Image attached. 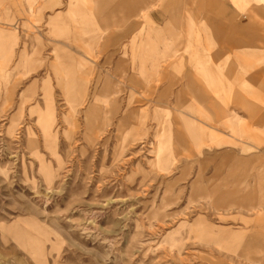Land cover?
<instances>
[{
    "label": "rangeland",
    "instance_id": "1",
    "mask_svg": "<svg viewBox=\"0 0 264 264\" xmlns=\"http://www.w3.org/2000/svg\"><path fill=\"white\" fill-rule=\"evenodd\" d=\"M84 1L0 0V264H264V40H221L253 0Z\"/></svg>",
    "mask_w": 264,
    "mask_h": 264
},
{
    "label": "crops",
    "instance_id": "2",
    "mask_svg": "<svg viewBox=\"0 0 264 264\" xmlns=\"http://www.w3.org/2000/svg\"><path fill=\"white\" fill-rule=\"evenodd\" d=\"M84 2L93 4L92 10H91L92 12L90 14V18H92V21H90L91 19H89V16L85 11H82V14H81L79 20L82 19V21L88 20V22L89 21L94 22V26H96L97 22H98L97 21L98 15L96 14V11H95L94 0H85ZM104 3L107 4L106 2H104ZM140 3H142L141 0H135L134 1V4L140 5ZM108 4H109V6H103V9L105 11L103 13L104 16L102 18L107 23H111L112 21L110 20V17H108L111 6H110V3H108ZM130 4H132V3H129L127 5L126 1L124 2L123 0H120V3H119L120 16H119V18H123V19L127 20L131 16V14H133L134 10L130 7ZM253 6H254L253 12H250L249 14L244 15V16H239L237 18V20H235L234 22L232 20V23L234 26L233 30L235 32L234 35L226 37V38H221V35H222V33H224V31H219V33H220L219 36L222 40L223 48L226 49V47H229V48H233L235 50H239V49H242V47L252 45L255 41H258V39L264 40V37L261 34L250 35V30L252 29L253 26H255L254 28L259 27L260 30H262V27H264V0H253ZM60 18H61L60 16H57L55 19L59 20ZM151 25H153V24H151ZM220 25L225 26V23L220 22ZM135 26H136V24H135ZM151 28H152L151 31L154 33V35H156V37H158V39L161 37V35L164 32L169 31V25H166L161 30H157L155 27L154 28L151 27ZM101 30L104 31L102 28H98L97 31H99V33H100ZM138 30H139V27L134 29L132 32H134V33L136 32V36H141L142 31L138 32ZM253 30L255 31L257 29H253ZM84 33H87V31L85 29H84ZM12 35H14V33H12ZM142 45H144V44L142 43ZM149 45H150V43L147 44V48L145 50H143V51L138 50V52L136 53L137 54L136 56L139 59V61L141 62V64H144V63L146 64V62L156 60V58L153 57V54L157 53V49L151 48V45L150 46ZM153 45H154V43H153ZM125 54H126V52H124V55ZM207 56L209 59L210 58H219V57H221V53L220 52H214V53L210 52V53H208ZM200 73L203 75V80L206 83H208L209 85H211V84L214 85V87H212V85H211L213 90H218V89L222 88L221 84L219 83L220 80H217L216 72H214L213 70L207 69V70H201ZM146 76H150V74L148 75V73L146 72ZM190 85L191 84L189 83L188 87H190L189 89L194 91V93H195L194 97L196 99H198V100H202V99L207 100L208 99L203 94V92H201L200 89H198L196 86H194V84L191 86ZM259 120H260V122L264 121V114L260 115ZM228 122L233 125L234 123L237 122V118L236 117H229ZM245 160L250 162L251 158H247ZM260 206H261V204H260Z\"/></svg>",
    "mask_w": 264,
    "mask_h": 264
}]
</instances>
